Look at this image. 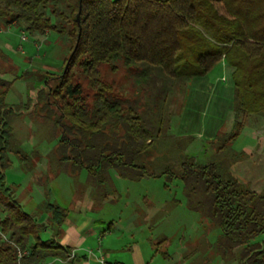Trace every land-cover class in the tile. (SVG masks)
Wrapping results in <instances>:
<instances>
[{"label": "trees", "instance_id": "obj_1", "mask_svg": "<svg viewBox=\"0 0 264 264\" xmlns=\"http://www.w3.org/2000/svg\"><path fill=\"white\" fill-rule=\"evenodd\" d=\"M1 20L30 36L52 32L71 44L60 74L50 75L44 83L49 87L47 81L57 82L51 95L60 102V115L69 123L55 147L57 162L71 167L66 168L69 176L84 169L88 177L100 180L112 169L128 181L163 175L168 182L176 178L185 209L193 217L207 219L216 230L209 241L221 264H264V191L255 192L237 179H224L214 162L200 164L192 157L181 162L178 175L169 169L158 176L148 173L136 161L159 137L160 120L158 125L152 121L147 101L116 98L98 80L102 64L129 71L144 64L137 85L143 86V98L156 100L153 88L146 84L151 76L160 75L164 89L169 82L183 84L202 77L223 61L229 69L237 118L240 114L264 117V0H0ZM75 67L94 91L91 105L85 104L80 85L71 82ZM13 83L0 77V226L11 241L0 240V264L64 261L71 249L54 238L42 240L47 226L23 210L6 181L11 166L10 121L19 113L6 103ZM242 127L236 119L225 142L234 141ZM180 203L172 200L173 206ZM45 210L49 226L60 227L67 210L53 204ZM176 238L182 244L186 233L160 236L155 245ZM18 250L23 253L19 258ZM77 263L76 258L67 262Z\"/></svg>", "mask_w": 264, "mask_h": 264}, {"label": "rangeland", "instance_id": "obj_2", "mask_svg": "<svg viewBox=\"0 0 264 264\" xmlns=\"http://www.w3.org/2000/svg\"><path fill=\"white\" fill-rule=\"evenodd\" d=\"M44 41L45 44L42 45ZM47 47L58 49L57 56H49L46 52L48 51ZM70 47L71 44L67 39L59 40L52 32H47L44 36L36 35L35 39V36H30L19 27L13 24L5 26L3 21H0V77L8 81L14 80L7 93L6 103L19 109V113L10 121L13 134L10 149L13 147L14 151L24 156L23 152L29 153L30 148L32 150L37 146V150L41 149V152L46 155V158H43L45 161L47 159L48 166H50L45 169L43 175L37 176L39 179L37 182L44 184L47 192L45 203L27 199L26 202H20L23 210L37 219L49 217V213L45 210L47 204L58 205L66 209L67 212L71 211L70 217L73 213L77 214L80 210H86L88 212L85 214L87 219L96 221L95 227L100 226L98 236H94L91 242L87 244L90 245L89 249H92L98 264H101L97 261L98 259H102L104 262L105 256L102 251L105 247L111 251H109L110 257L106 258L107 261L117 260L124 264H132V257L127 249L131 243H138L141 246L144 257H148L154 251L155 264H160L166 260L170 261V264H210L209 260L212 261L213 259L217 260H213L211 264H221L218 260L219 255L215 253L209 241L210 237L216 234V230L207 219L200 216L193 217L192 213L185 209L182 187L178 179L173 178L168 182L166 176L163 175L161 177H145L140 181H128L121 179L112 169L107 170L100 180L95 177V179L88 177L84 169L79 170L78 173L75 171L72 176H69L66 168L69 170L71 167L69 165L66 167L57 162L55 147L60 136H62L64 125L68 126L69 123L60 115L57 107L60 102L51 95V91L57 86V82L47 81L49 87L44 83L50 76L49 74H60L63 61ZM17 56H29L36 59L34 62L46 66L42 68L25 65L22 59L17 58ZM144 68V64H138L130 71L120 65L116 69H113L109 64H102L98 68V80L101 84L109 87L112 96L123 100L136 97V99L140 98L147 101L149 111L152 112V121L158 125L160 120L161 131L151 146L152 151L148 150L136 162L144 166L151 175L158 176L167 169L178 175L181 171V162L191 157L200 164L213 162L212 160L216 163L217 160L221 159L224 167L227 168L228 176L226 177L230 175L232 178L229 179H237L250 187L248 171L245 172V175L238 173V168L235 172H231L234 168L231 166L235 165L236 160L231 161V158L220 156L206 159L200 158L198 155L192 156L188 152L190 156L184 154L183 147H187L188 150H195V152L200 149V144L195 141L196 133L202 134L199 132L201 130L200 123L205 119V116L209 115L212 111L211 108L215 105L209 100L207 101L209 106L206 105L204 98L201 97L189 100L187 93L189 81L171 85L169 82L167 84L169 86L163 89L160 75H154L147 79L146 84L151 85L153 88L151 93L156 95L157 99L148 98L146 100L141 95L143 86L137 85ZM225 68L227 66L221 61L208 73L207 78L210 83H205V86H210L211 89L205 93L206 97L209 96L211 90H214L213 86L216 84L231 85L229 73L225 74L224 72ZM73 72L72 84L78 83L80 85L85 104L91 105L94 91L88 88L86 79L78 73L76 67ZM23 74L22 79H17ZM42 78L44 79L42 80ZM246 119L245 123L247 122ZM187 120L188 125L191 124V127H188L189 133L185 129ZM260 126L258 124V127ZM155 127L157 128V126ZM121 132L118 130L117 135L121 136ZM228 134L223 138L218 137L214 146L220 147ZM67 136L70 140H74V136ZM17 139L19 143H17ZM207 151L206 153L210 154V151ZM261 151L260 148V151L253 157L245 158L242 161L244 164L241 167L243 171L253 168L250 165L252 159L259 160L262 157L259 155ZM16 152L13 153V156L8 153L11 166L7 169V183L20 181L22 183L28 175L25 172L30 171V157L23 158L22 161H26L21 163L18 156H15ZM67 153L70 155L69 149ZM219 174L222 175L220 172ZM255 174L256 177L260 176L261 178L264 175L262 172ZM226 177L223 178L226 179ZM99 181L103 183H99ZM164 185L167 187L165 188ZM35 186L33 188L36 190L37 187ZM72 190L74 191L72 198H75L76 204L70 199ZM173 199L180 200L181 203L173 206ZM1 217L2 214L0 213ZM182 222L185 223V226L181 224ZM180 224L183 227L179 226ZM108 227L112 228L109 234L100 238L101 231ZM172 233H176L178 236L186 233V239L182 244L178 242L179 238H176L169 244L155 245V240L158 237L169 236ZM89 249L87 250L90 251ZM70 255L64 261L54 258L48 260L46 264H67L69 260L77 259L73 250H70ZM233 263L234 261L231 263L227 261L222 264Z\"/></svg>", "mask_w": 264, "mask_h": 264}, {"label": "crops", "instance_id": "obj_3", "mask_svg": "<svg viewBox=\"0 0 264 264\" xmlns=\"http://www.w3.org/2000/svg\"><path fill=\"white\" fill-rule=\"evenodd\" d=\"M35 39H36V35H35ZM43 44H45V41L42 43V45ZM47 50L48 51L46 52L49 54V56H57V54L59 53L58 49L56 48L50 49L49 47H47ZM17 58L22 59L25 65H28V66H36V67H42V68L46 66V65H43L42 63L39 64V63L34 62L36 59H32L29 56H22V57L17 56ZM224 72L225 74L226 73L228 74L229 69L225 68ZM208 73H206L202 77L193 78L189 80L188 91H187L189 100H195L196 98L201 97V98H204L206 105L208 104L209 106V103L207 102L209 100L215 106L211 108L212 111L209 113L208 116H205V119L200 123L201 130L199 132H201L202 134L196 133L195 141L200 144V149L195 152V150H188L187 147H183V151H185L184 154L189 153L192 156L198 155V157L206 158V159H211L212 157L220 156V157H225V158H231V161L236 160V162L234 163L235 165L231 166L232 168L234 166L231 172H235L236 168H238V171H239L238 173H244L245 175V172L248 171L250 175L248 179L249 180L248 184L251 190L255 192H263L264 191V175L262 178L260 176L256 177L255 173L256 172L264 173V136H262L264 134V117L260 115H246L243 117V115L240 114L238 115V118H237L235 110H234V92H233V88L231 85L227 86L225 84H216L213 86L214 90H211L209 96L206 97L205 93H207L208 89H211L210 86H205V83H210L207 78ZM49 75H52V74H49ZM236 119L242 122V125H243L240 134L232 142H225V140L223 139V143L221 146L225 144L226 147L221 149L220 150L221 152L220 151L217 152L216 149L220 148L221 146L220 147L217 146L216 148L214 146V142L218 139V137L223 138L226 134L231 132V130L233 129V124ZM245 119L247 121L246 123L244 122ZM182 123L184 122L182 121ZM258 124H260L261 126L258 127ZM185 126L184 127L186 129V132L189 133L190 130L188 127H191V124L189 123L188 125V120H187V125ZM262 132L263 134L260 135V133ZM11 140H13V134H12ZM17 143H19V140ZM10 144H11V141H10ZM10 144H9V150H10L9 154L10 156H13V153L16 151H14L13 147H11L10 149V146H11ZM257 146L260 147L262 150L261 154H259L262 157L259 160L252 159V162L250 165L254 169L249 168V169H244L246 171H243V169L241 168L243 167L242 165H244L242 161L245 158L248 159L250 157H253L254 154L260 151V148H258ZM37 148H38L37 146L36 148L34 147V149L32 150L30 148V150H28L30 151L29 153L23 152L24 156L19 154L21 157L25 159H27V157H30L31 159V162L29 165L30 171L25 172L28 175L26 176V178L23 179V182L20 183L21 182L20 181L16 183L15 182L8 183L10 187L13 189V191L15 192L17 199L21 203L26 202L27 199L36 200L39 203H45L47 199L46 198L47 192L45 191V187L43 186L44 184L37 182L39 180L37 176L43 175L45 169L50 166H48L49 163L47 162V159L46 161L44 160V158H46V155L43 154V152H41V149H38L39 150L38 151ZM207 149L208 151H210V154L206 153ZM149 151H152V149L150 148ZM19 155H18V152L15 153V156L16 157L18 156V159L20 160V162L25 163L26 160L22 161ZM212 161L214 162V160ZM221 161L222 160L219 159L216 161V163H214L216 172L218 174L220 172L222 174L221 176L226 177L228 176L227 168L224 167V164ZM21 163L20 165H22ZM16 172H18V170H16ZM229 178H232V177H230V175L229 177H226V179H229ZM6 181H7V170H6ZM34 185H36L35 187H37L36 190L33 188ZM258 187L260 189H257ZM73 193L74 191L72 190V194L70 196V199H72V201H74L75 199L74 197L72 198V196H74ZM72 201L70 200V202ZM64 202L66 203L67 200ZM73 203L76 204L75 201ZM66 214L67 215L64 221L62 222V224L60 225V227L55 228V229L49 226L50 219L48 216H47V219L45 218L42 219L39 217H38L39 219L36 218L39 223L48 226L47 230L41 235L42 240L54 238L64 247H69L71 251L73 250V252L76 253V256H77L76 260L78 261L77 264H91V263L98 264L96 262L97 258L94 256L92 249H89L90 245H87V244L91 242V239L94 236H98V232H100V226L95 227L96 221H94L93 219H89V220L87 219L86 217L87 215L85 214H88V212L86 210L84 211L80 210L77 214L73 213L71 217H70L71 211H68ZM111 229H112L111 227H108L105 230H102L100 233V238H102L101 236L105 234H109V231H111ZM87 249H89L90 251H88ZM127 249L129 251V254H131L130 256L132 257V260H131L132 264H155L156 257H153L154 251H152L151 255H149L148 257L147 256L144 257L143 249L138 243H131L129 247L127 246ZM109 251L110 250L106 249V247L102 251L105 256L104 257L105 264L114 263V262H119V263L124 264L123 262H120L117 260L107 261L106 258L108 256L110 257ZM60 264H64V263H60ZM160 264H170V261L168 262V260H166V261L160 262Z\"/></svg>", "mask_w": 264, "mask_h": 264}, {"label": "built area", "instance_id": "obj_4", "mask_svg": "<svg viewBox=\"0 0 264 264\" xmlns=\"http://www.w3.org/2000/svg\"><path fill=\"white\" fill-rule=\"evenodd\" d=\"M0 240L2 241V242H5V243H11V241L9 240V238H8V235L3 231V229H2V227L0 226ZM23 253L21 252V251H17V257L19 258L21 255H22ZM71 255L69 254V257H70ZM99 263H101V264H105L103 261H102V259H98L97 260Z\"/></svg>", "mask_w": 264, "mask_h": 264}, {"label": "water", "instance_id": "obj_5", "mask_svg": "<svg viewBox=\"0 0 264 264\" xmlns=\"http://www.w3.org/2000/svg\"><path fill=\"white\" fill-rule=\"evenodd\" d=\"M76 21L79 23V12L76 14Z\"/></svg>", "mask_w": 264, "mask_h": 264}]
</instances>
